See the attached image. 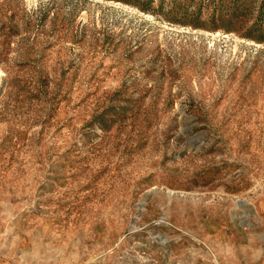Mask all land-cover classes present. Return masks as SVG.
<instances>
[{
    "label": "rangeland",
    "instance_id": "rangeland-1",
    "mask_svg": "<svg viewBox=\"0 0 264 264\" xmlns=\"http://www.w3.org/2000/svg\"><path fill=\"white\" fill-rule=\"evenodd\" d=\"M0 264H264V0H0Z\"/></svg>",
    "mask_w": 264,
    "mask_h": 264
}]
</instances>
